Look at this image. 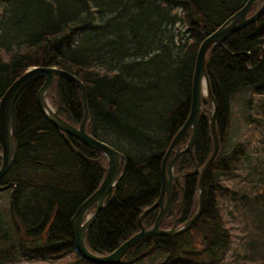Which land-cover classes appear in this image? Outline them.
<instances>
[{
    "label": "trees",
    "instance_id": "trees-1",
    "mask_svg": "<svg viewBox=\"0 0 264 264\" xmlns=\"http://www.w3.org/2000/svg\"><path fill=\"white\" fill-rule=\"evenodd\" d=\"M243 2L0 0V49L6 56L0 53V96L29 66L67 70L85 87V130L123 154L121 174L84 233L91 251H110L135 232L138 215L158 197L162 156L189 112L198 44ZM175 22L180 25L173 31L165 25ZM205 70L216 101L219 148L204 175L202 210L180 233L141 239L119 264H148L143 261L147 256L156 259L153 264H216L230 244L223 204L244 228L233 257L264 264V143L240 136L226 146L231 97L249 91L251 102L252 94L264 93V11L210 46ZM43 80V73L27 80L10 108L13 157L0 177V184L8 182L9 187L7 204L0 205V264L66 251L70 256L65 264H97L73 250L69 219L99 184L105 156L45 118L36 102ZM45 97L60 117L79 122L83 106L74 80L54 74ZM200 100L193 157L189 151L179 153L174 172L191 169L193 159L202 164L210 152L207 100L203 95ZM252 112L247 118L257 120L264 138V106ZM188 135L189 128L179 143ZM196 178L189 173L172 182L169 211L160 226L168 225L173 214L184 221L193 213ZM227 178L235 184H228ZM157 210L154 206L142 216L145 227L152 225Z\"/></svg>",
    "mask_w": 264,
    "mask_h": 264
},
{
    "label": "water",
    "instance_id": "water-1",
    "mask_svg": "<svg viewBox=\"0 0 264 264\" xmlns=\"http://www.w3.org/2000/svg\"><path fill=\"white\" fill-rule=\"evenodd\" d=\"M258 2L256 7L248 13L249 7ZM264 11V0H244V2L234 10L232 14L225 17L214 29L209 31L200 40L198 47L196 49L192 76H191V93H190V106L189 112L171 138L165 153L161 159V187L158 197L147 207H145L142 212L138 215L139 228L130 234L128 237L123 239L118 243L113 249L107 252H93L91 251L84 242V233L89 227L91 221L95 217L97 210L101 207L103 203L104 195L111 189L114 188L120 174L122 167L118 170V165L120 160L122 165L124 164L123 154L111 146L106 141L99 139L85 130V121L87 118V108L85 104V94L82 82L71 72L64 70L59 67L47 65H36L27 67L21 74L14 78L10 84L5 88L0 96V177L5 173L9 167L12 157H13V140H12V129L10 123V107L12 100L16 92L20 87L29 80L36 73H43L44 80L40 85L36 93V102L40 110L57 129L61 130L63 133H68L76 136L82 140L87 145L98 149L103 153L106 158V169L105 172L97 185V187L77 206L73 214L69 219L70 231L73 240V250L81 255L84 259L97 264H119L121 262L122 255L132 248L141 239L147 238L151 235L162 234V235H174L182 230L190 227L195 219L200 214L203 201H204V175L211 164L213 158L215 157L219 142L218 135L215 127V111H216V101L211 93L208 77L205 70V54L210 46L221 41L226 35L232 33L247 23L255 20ZM54 74H63L74 80L79 89V94L82 101L83 113L77 124H71L57 114L54 107H51L45 100L44 94L46 89L51 85ZM204 95L207 100V124L208 131L211 138V149L201 165H197L193 160V167L181 172L173 173V165L178 156L182 151H189L191 153V145L195 137L199 108L201 106L200 96ZM190 128L189 136L184 143L180 146L179 139L182 134ZM174 146V148H173ZM173 149V155L169 159L168 166L166 168V158L169 152ZM196 173V197L197 203L193 213L180 224L175 225L173 220L172 224L168 227H161L160 222L162 220L163 214L168 210L169 197L171 194L172 180L177 181L178 177L189 174ZM8 186L7 183L0 184V189H4ZM114 197V193L112 194ZM164 197V201H163ZM183 197V191L180 198L181 202ZM93 204L92 211L86 215L88 208ZM157 206L158 211L155 215L154 222L149 227H145L142 222V216L152 207Z\"/></svg>",
    "mask_w": 264,
    "mask_h": 264
},
{
    "label": "rangeland",
    "instance_id": "rangeland-1",
    "mask_svg": "<svg viewBox=\"0 0 264 264\" xmlns=\"http://www.w3.org/2000/svg\"><path fill=\"white\" fill-rule=\"evenodd\" d=\"M166 26L176 27L180 25L179 22H175L173 24L166 23ZM175 31V29H174ZM0 53L3 57L5 56V52L0 49ZM203 95V94H202ZM204 96V95H203ZM250 97L249 91H239L235 93L230 100V116H229V130L227 134V140H226V146H230L233 141H235L240 136H243L244 138L248 139L250 142H259L264 143V138L260 136L259 132V125L257 123V120L255 119H248V115L250 114L251 108L249 105L253 104V114H257L261 112V109L264 105L259 106L264 101V93H255L252 94V100L251 102H247V99ZM46 102L53 107L50 103L48 98L45 97ZM256 111V112H255ZM250 117H252L250 115ZM106 161V159H105ZM197 164V163H196ZM120 164L118 165L119 168ZM106 169V166H105ZM226 182L230 185L235 184L234 180L232 178L225 179ZM8 188L0 189V205L5 206L7 204V196H8ZM197 203V202H196ZM196 206V205H195ZM227 204H223L221 207L223 219L225 222V225L227 226L229 232H230V244L228 248L226 249V252L224 255L216 262V264H237L242 262L244 264H255V262L259 263L258 261H242V259L236 260V258L233 257L232 253L234 250L238 249L239 247V241L241 240V237L244 232L243 223L239 219L231 218L230 215L226 211ZM93 209V206L88 209V211L85 213L88 215L91 210ZM195 210V209H194ZM175 214H173L174 216ZM175 217H178L176 215ZM173 219L170 221V223L166 226L161 227H168L172 224ZM182 222L179 219L175 220V225H178ZM191 227V226H190ZM188 227V228H190ZM186 228V229H188ZM185 229V230H186ZM70 252L66 251L64 253H61L57 256H39L38 258H32L30 256H23L20 258V264H65L66 260L69 258ZM156 259L152 256H147L144 258V262L148 264H153ZM246 262V263H245ZM254 262V263H253Z\"/></svg>",
    "mask_w": 264,
    "mask_h": 264
},
{
    "label": "bare ground",
    "instance_id": "bare-ground-1",
    "mask_svg": "<svg viewBox=\"0 0 264 264\" xmlns=\"http://www.w3.org/2000/svg\"><path fill=\"white\" fill-rule=\"evenodd\" d=\"M77 78H78V77H77ZM84 88H85V87H84ZM12 101H13V100H12ZM11 104H12V103H11ZM10 108H11V107H10ZM216 112H217V111H216ZM87 118H88V114H87ZM87 118H86V121H85V126H86ZM3 177H4V176H3ZM4 178H5V177H4ZM0 180H1V179H0ZM3 180H4V179H3ZM3 180H2V181H3ZM2 183H3V182H2ZM8 188H9V187H8ZM114 191H115V190H114ZM110 192H111V191H110ZM178 196H179V195H178ZM9 202H10V201H9ZM150 209H151V208H150ZM168 209H169V207H168ZM168 211H169V210H168ZM184 230H185V229H184ZM184 230H182V231H184ZM182 231H181V232H182ZM179 233H180V232H179Z\"/></svg>",
    "mask_w": 264,
    "mask_h": 264
},
{
    "label": "flooded vegetation",
    "instance_id": "flooded-vegetation-1",
    "mask_svg": "<svg viewBox=\"0 0 264 264\" xmlns=\"http://www.w3.org/2000/svg\"><path fill=\"white\" fill-rule=\"evenodd\" d=\"M177 181H178V180H177ZM177 181H174V182L177 183ZM178 183H179V182H178ZM170 195H171V194H170ZM180 196H181V195H180ZM179 198H180V197H179ZM178 202H179V201H178ZM175 216H176V215H174L173 218H172L174 221L178 219V217H175ZM175 224H176V223H175Z\"/></svg>",
    "mask_w": 264,
    "mask_h": 264
}]
</instances>
